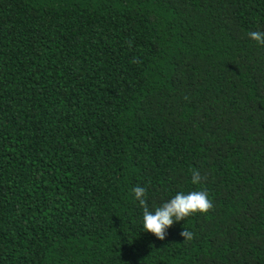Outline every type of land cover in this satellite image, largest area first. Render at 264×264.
Returning a JSON list of instances; mask_svg holds the SVG:
<instances>
[{
  "label": "trees",
  "instance_id": "obj_1",
  "mask_svg": "<svg viewBox=\"0 0 264 264\" xmlns=\"http://www.w3.org/2000/svg\"><path fill=\"white\" fill-rule=\"evenodd\" d=\"M257 30L264 0H0V264H264ZM137 185L213 207L160 240Z\"/></svg>",
  "mask_w": 264,
  "mask_h": 264
},
{
  "label": "clouds",
  "instance_id": "obj_2",
  "mask_svg": "<svg viewBox=\"0 0 264 264\" xmlns=\"http://www.w3.org/2000/svg\"><path fill=\"white\" fill-rule=\"evenodd\" d=\"M248 38L259 46H264V31H249ZM204 177L198 169L191 171L190 183L193 186L202 184ZM133 200L142 209L141 228L144 232L153 234L157 239L164 240L167 229L174 223L197 213L205 214L212 207L209 193L203 188L190 191H178L158 206L150 209L147 204V189L137 185L132 189ZM183 241H191L193 233L183 228L180 232Z\"/></svg>",
  "mask_w": 264,
  "mask_h": 264
}]
</instances>
